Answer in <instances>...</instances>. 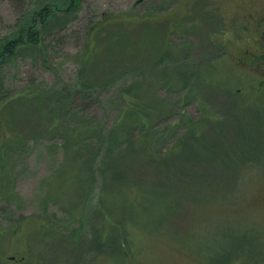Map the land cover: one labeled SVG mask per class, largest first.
Instances as JSON below:
<instances>
[{"label":"rangeland","instance_id":"obj_1","mask_svg":"<svg viewBox=\"0 0 264 264\" xmlns=\"http://www.w3.org/2000/svg\"><path fill=\"white\" fill-rule=\"evenodd\" d=\"M17 8L0 0V39L11 32ZM260 11L264 0H87L48 45L46 63L32 55L11 60L3 73L10 97L39 89L64 100L90 74L115 81L88 99L56 102L57 110L69 112L52 133L41 131L42 120L30 111L37 99L23 96L0 111V264H264V95L248 87L244 69L232 61L249 43L246 18ZM134 83L130 102L149 106L153 116L151 157L168 152L201 114L220 116H202L204 131L165 157L168 185H154L156 172L144 154L124 169L144 187L111 182L99 169L91 181L80 165L99 152V140L84 133L82 142L62 146L73 130L67 119L79 124L76 115L88 127L113 129L127 111L119 89ZM8 113H16L28 136L35 130L36 141L16 143ZM213 136L226 140L221 145L235 156L231 162L205 152ZM194 154L195 164L210 162L203 167L208 180L195 176L187 159ZM159 187L172 190L164 195ZM103 234L113 244L96 253L94 242H104Z\"/></svg>","mask_w":264,"mask_h":264},{"label":"trees","instance_id":"obj_2","mask_svg":"<svg viewBox=\"0 0 264 264\" xmlns=\"http://www.w3.org/2000/svg\"><path fill=\"white\" fill-rule=\"evenodd\" d=\"M11 2L18 5V17L16 18L14 24L12 25L11 32L4 38L0 39V111H3V109L12 101L16 99H21L23 96H26L28 100L32 99L37 103L34 104V102H31L30 104L33 106V108L30 110L32 113L36 114L37 117L42 120V127L41 131H45L48 133H52V130H57L61 125L63 124V119L65 117V114H67L66 110L67 108H60V110H57V107L55 106V103L60 101L61 104H66V102L69 104L67 98H74L78 97L81 100H85L90 98L92 95L99 93L102 89L109 87L112 85L115 81V79H111L109 81H101L97 77L96 74H90V79H87V81L80 82L81 84L77 87L73 88L71 92L66 95V98L64 100H61L62 98H59L55 94H52L50 97H48V94L40 91L39 89H34L30 91H20L19 93H15L13 97H10V94L6 93V89L4 86V68L11 62V60L22 57L26 55H32L36 58H39L42 60L43 63H46L44 58L46 57V54L48 53V45H51L53 42V39H55L59 33L66 30V28L74 22V20L77 19L78 13L82 10V5L87 0H10ZM202 16V15H201ZM207 21V20H205ZM94 24L91 27H95ZM100 26L91 30L92 32L100 31ZM149 29L144 30V35L142 37L145 39V36L147 35ZM90 32V30H87ZM123 33V32H120ZM125 34V33H124ZM116 34H111L110 36H115ZM126 36V34H125ZM167 51V49H166ZM163 53L161 52L160 56L158 57L157 64L160 65V60H163ZM89 56L87 57V59ZM126 60H130L128 58H125ZM80 62L83 64H86V62L89 61H82ZM96 65V64H95ZM98 66V65H96ZM134 66V65H133ZM140 68L138 69L139 72L145 71V68L143 65H137ZM95 68L94 66L92 69ZM163 69V67H161ZM82 75V71L78 75ZM121 76H117V78H120ZM186 80V79H185ZM139 84V82H138ZM138 84L135 85L132 84L131 86H128V88H120V98L123 102L126 103L125 109L127 110L126 113L121 116L115 124L113 129H107L105 128V125H101L99 127L91 126L88 127L87 121L82 120L81 115H76V119L79 121V124H71L69 118L67 119V124L72 126V132L68 135L63 136V147H67L66 144L69 145L72 143V145L76 142H82L83 138L81 137L84 133H88L90 135H93L94 138H97L100 142V148L99 152L94 151L90 156L87 157V160L82 161L80 166H84L86 168V173L90 174L91 181H94L93 174L95 170L100 171L101 174H104L108 177L111 182L116 181L119 183H127L126 188L132 187L134 189L144 187L145 185L137 186L138 182H135L131 179L130 175L124 174V169L128 173V170L133 167V165H137V155L144 154L146 165L152 169H154L156 172L154 175V178H156L154 185H168L169 178L167 177V170L164 169L163 164L165 157L170 155L173 150H179L180 145L183 141L186 140L189 135L193 133V137H197L200 133V130H203V127L206 126L208 123L202 124V116H208L205 113L201 114V119L196 122L195 124H188L185 125V132L184 134L178 138L175 142H173L171 148L168 150V152H165L164 154H158L157 156L151 157L149 154L150 151L149 145L151 142V118L153 117L150 112L149 106L145 105L144 103H137V102H130L129 96H132V98H135V92L137 90ZM101 89V90H99ZM40 102L41 104L39 105ZM73 102V101H72ZM36 105V106H34ZM81 108L84 110L85 106H81ZM30 111H28L24 116L30 115ZM82 113V112H78ZM16 113L11 114L8 113L6 116V119L8 118L9 121H11V126L13 127V135L16 137L15 141L16 143H24L29 138H31L33 141H36L34 138H38L40 135L35 132V130L32 131V136H28L29 132H25L24 128L19 127V121L17 120L18 117L15 116ZM72 117V116H70ZM210 118L216 119L217 117L220 118V116L213 115L208 116ZM5 118V115H4ZM17 125V127H16ZM98 126V127H97ZM130 128L138 130V138L134 139V134L130 131ZM19 128V129H18ZM39 130V127L37 128ZM100 131H102V134H100ZM120 131V132H119ZM204 131V130H203ZM25 136L23 137V135ZM57 133V132H56ZM104 133V134H103ZM198 133V134H197ZM22 134V136H21ZM216 136V135H215ZM215 136L211 138L212 145L209 146L210 148L205 151L209 153L210 149L214 151L213 157L218 156L220 160H225L228 162H231L235 156H230L229 150L225 149V147L222 149V143L225 144V141L222 137L219 139H216ZM92 137V136H91ZM216 139V140H215ZM115 142H117L115 144ZM222 144V145H221ZM159 145V144H158ZM14 148V147H13ZM12 149V147H11ZM118 149L117 155H113L114 150ZM191 149H194L193 144ZM205 150V149H204ZM212 157V159H213ZM229 157V158H228ZM231 157V158H230ZM189 161V164L195 168V176L198 178H201L202 180H208L207 177H209L208 173L203 169L205 165L210 164V162L207 159L198 160L195 164V154L194 158L191 160L187 158ZM231 159V161L229 160ZM214 161V159H213ZM233 163V162H232ZM97 166H101L100 168ZM140 171V169L136 170ZM230 171V170H229ZM234 171V170H232ZM231 174H234V172H230ZM112 175V178L110 176ZM139 174H143V172H139ZM188 175H194L193 171L189 172ZM79 178L77 177L76 180ZM163 180V181H162ZM176 180V179H174ZM162 181V182H161ZM80 182V181H79ZM170 184V183H169ZM151 185L154 187L153 182ZM159 192L163 191V194L165 195L166 191H171L172 188H164L159 187ZM158 193V191H156ZM154 193V194H156ZM118 202H123L120 198V196L117 195ZM129 204V209L131 210V204ZM126 204V205H127ZM100 206L102 204H99ZM102 208V206H101ZM121 222H120V229H122L123 221L122 216ZM109 221L108 224L112 226L110 223V219L107 218ZM122 226V227H121ZM95 233L98 234L97 231ZM100 235V234H98ZM104 235V234H103ZM102 239L104 242L100 243L99 241L94 242L95 252L100 253L101 249L100 247L108 246L107 242H113L110 240L108 234H105ZM99 247V249H98Z\"/></svg>","mask_w":264,"mask_h":264},{"label":"flooded vegetation","instance_id":"obj_3","mask_svg":"<svg viewBox=\"0 0 264 264\" xmlns=\"http://www.w3.org/2000/svg\"><path fill=\"white\" fill-rule=\"evenodd\" d=\"M247 8L251 9L250 4ZM244 28H247V32L251 34L247 40L249 43L245 44L242 52L236 54L232 61L244 69V75H246L244 80L250 82L248 87L255 89V93L259 96L264 95V11H260L256 18L249 15ZM250 43L252 47L247 46ZM34 262L33 264H36V261ZM81 262L82 260L77 264H84ZM22 263L23 260L19 264Z\"/></svg>","mask_w":264,"mask_h":264}]
</instances>
